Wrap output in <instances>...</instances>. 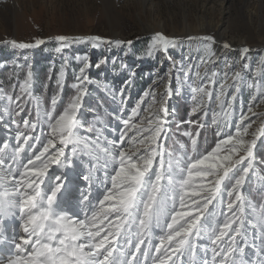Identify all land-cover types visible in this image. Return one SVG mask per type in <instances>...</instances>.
Segmentation results:
<instances>
[{
	"label": "snow or ice",
	"instance_id": "obj_1",
	"mask_svg": "<svg viewBox=\"0 0 264 264\" xmlns=\"http://www.w3.org/2000/svg\"><path fill=\"white\" fill-rule=\"evenodd\" d=\"M50 39L59 44L57 51L77 44L97 49L102 45L131 47L134 43L99 35H57ZM187 39L203 46L208 59L201 63L210 62L215 38ZM182 42L156 32L146 54L167 56ZM45 43L42 37L30 42L0 40V44L19 49ZM223 46L230 47L228 43ZM79 59L75 95L58 115L64 67L57 74L60 91L51 98L50 108L42 109L33 98L31 70L19 85L20 93L36 100L34 119L18 121L16 117L25 111L23 97L3 94L6 103L0 109V122L8 118L15 125V136L13 143L5 140L0 144V245H10L6 252H0V264H264V178L258 201L243 191L257 173L258 164L264 171V160H257L255 154L257 140L264 136V111L256 110L264 106V61L255 69L259 80L254 77L250 82L244 76L248 63L231 76L225 72L215 96L217 73L201 76L196 68L194 78L206 83L189 84L190 112L207 116L209 104L215 105L211 123L216 126L217 140L210 150L202 152L198 139L199 129L205 128L203 120L187 121L197 129L184 133L188 144L166 146L174 123L168 119L174 113L166 106L167 97L173 94L167 86L160 93L155 88L145 91L130 109L126 88L118 92L108 88L120 97L121 115L115 119L123 130L117 139H109L104 127H86L81 108L91 83L88 70L109 61L103 58L93 65L87 56ZM112 63L115 67L116 61ZM119 68L128 70V65L121 62ZM180 71L183 81L178 82L187 83L192 69L182 65ZM245 86L255 94L246 109L241 103L236 113L239 93ZM145 98L150 99L142 108ZM125 109L127 114L123 115ZM37 128L40 134H34ZM82 130L94 135H83ZM78 167L87 172L85 181L102 171L103 192L93 203L90 193L81 190L78 207L73 210L62 206L58 194L68 192L73 183L70 173ZM16 219L20 232L13 229L9 241L5 222Z\"/></svg>",
	"mask_w": 264,
	"mask_h": 264
},
{
	"label": "rangeland",
	"instance_id": "obj_2",
	"mask_svg": "<svg viewBox=\"0 0 264 264\" xmlns=\"http://www.w3.org/2000/svg\"><path fill=\"white\" fill-rule=\"evenodd\" d=\"M143 1L147 2L146 0H0V40L18 39L30 42L35 38H46L45 44L33 49H19L0 44V109L6 103L2 98L4 93L23 97L25 111L16 117L18 121L35 118L36 100L33 98L39 100L42 109L50 108L51 98L60 91L57 84L52 85V66L58 64L59 68L62 66L69 72L60 93L61 99L57 104L55 114L58 115L66 107L71 97L75 95L73 85L77 82L76 77L81 66L79 58L87 56L93 65L100 59L107 58L108 63L99 68L92 67L88 70L91 83L87 85L88 94L83 98L81 108L86 127L89 125L96 128L104 127V135L109 139H117L119 132L123 130L122 125L115 119L116 115H121L120 97L119 95L114 96L107 90L108 88L115 89L117 92L121 88H126L130 97L127 101V108L130 109L140 100L145 91L155 88V91L160 93L167 86L172 89L173 94L167 97L166 106L170 112L174 113L168 119L174 123L170 125V139L166 141V146L178 147L177 142L188 144L189 139L184 133L186 131L195 132L197 129L195 126H189L187 121L203 120L205 128L199 129L201 135L198 139V148L200 147L199 150L202 152L210 150L217 140L216 126L211 123L212 109L215 105L209 104L207 116L202 113L192 114L190 112L193 101L189 84L195 86L206 83V80H199L197 83L194 78H189L187 83L178 82L183 81V72L180 71V68L182 65L186 66L187 58L193 59L192 74L201 65V61L207 58L203 46L199 47L198 51L173 47L167 56L148 57L146 49L154 34L152 32L154 29H162L166 35L172 32L186 33L188 30H184L185 20L196 28L201 22L214 23L221 19L226 21L225 26L229 30L228 39L232 38L235 41L244 39L252 45H254L252 40H255L259 44H264V0H152L153 10H147V12L140 7ZM21 19L27 20L30 27H19ZM211 33L212 36H216L215 33ZM57 35H99L105 38L132 40L134 43L131 47L102 45L97 49H93L87 44H77L57 51L59 44L50 39ZM260 54L261 51H257L254 53L252 61L244 58L239 64L237 58L233 63V71H229V76L234 71H240L242 66L248 63L250 67L244 71V76L250 82L254 77L259 80L255 69ZM73 58L76 59L74 64H72ZM113 60L116 61L115 67L112 63ZM121 62L128 65V70L119 68ZM224 67L222 65L218 71H214L217 73V83L213 85L214 96L218 90V84L222 82L225 73ZM29 70L33 73V98L27 97L19 90V85L26 78ZM41 76L44 82L39 81ZM161 78H165L163 83L160 82ZM2 80H4V84H2ZM154 81L157 83L154 84ZM7 82L10 85L9 88H5ZM39 82L40 85L37 84ZM231 92L232 90L229 89V95ZM254 94L252 89L246 86L242 87L235 112H239L241 103L245 105L246 109V105ZM149 99L145 98L142 108L147 106ZM12 108L16 110L14 105ZM216 110L218 111V109ZM256 110L264 111V106H260ZM126 114L127 109L123 115ZM235 122L234 116L233 125ZM47 131L45 127V135H47ZM207 131L213 132L214 136H206ZM34 134H40V129L37 128ZM81 134L94 135L87 133L86 130H82ZM203 134L205 136L201 139ZM14 136L15 125L5 118L3 122H0V144L5 140H8L10 144L13 143ZM255 154L257 160H264V136L257 140ZM55 168V165L50 168L49 173H53ZM260 169L261 166L258 164L257 173L243 189L245 193L251 195L253 200L257 201L260 197L258 191L260 180L264 178V171ZM84 175H87V172L79 167L70 173L73 183L69 190L72 191L74 198L80 195L81 190L86 194L90 193L89 196L96 200L102 198L103 187L100 181L104 178L103 172L97 171L93 176V188L101 187L97 191L98 193L84 190L83 186L86 183L83 179ZM63 195L62 190L58 197ZM9 228L12 229L11 226Z\"/></svg>",
	"mask_w": 264,
	"mask_h": 264
},
{
	"label": "bare ground",
	"instance_id": "obj_3",
	"mask_svg": "<svg viewBox=\"0 0 264 264\" xmlns=\"http://www.w3.org/2000/svg\"><path fill=\"white\" fill-rule=\"evenodd\" d=\"M146 1H147L146 3H145V1H143L141 3L140 7L143 8L144 11H146V12H147V10H153L152 0H146ZM222 16H224V15H222ZM184 25H185L184 30H188L186 33L172 32L168 35L169 37H176V38H179L180 40L183 41L178 46H176L177 48H180V49L189 48L190 50L193 49V50L198 51V49H200L199 47H201L202 45L196 40H188L187 39L188 37L207 36V35H211L212 34L211 32L215 33V35H216V36H213L215 38V41H216V43L213 45L214 55L211 57L210 62L204 63V64L201 63V65H199V70H200L201 76H203L205 72H207L209 74L211 72L218 71V69L220 67H222V65L225 66L223 70L227 73H230L231 70L233 69V63L236 62L237 58H238V64L244 58H247V60L252 61L254 53L257 51H261L259 61H264V44H259V43L255 42V40H252V41H254V43H253L254 45H252V44H248L246 42V40L244 41V39H240L239 41H235V39H232V38L228 39L227 34H228L229 30H228V27L225 26L226 21H224V20L220 19L219 22L217 20L214 23L210 22L207 24H205V22H201L197 25L196 28H195V26H192V24L189 23L187 20H185ZM25 26L30 27L29 22L25 19H21V21H19V27H25ZM198 27H200V28H198ZM149 32H152V31H149ZM156 32H163V31H162V29H156V30L154 29V31L152 33H156ZM178 35H183V36H178ZM16 40L19 42L21 41L18 39H16ZM225 43H228L230 45V47L225 48L223 46ZM245 47L250 49V51L248 53H244L242 51V49ZM207 59H208V57L204 60H207ZM186 60H188V63L186 64L185 68H191L192 69L194 66L193 59L187 58ZM189 78H194V74H192V71L189 73ZM195 80L197 83L199 82V80H197V79H195ZM93 178L91 179V181H86V183L84 184L83 188L85 191L91 190L94 193V192H97L101 188V187L100 188H95V187L93 188V181H94ZM87 194H88V192H87ZM74 197L75 196L72 195L71 190H68V192H66V193L64 192V195L61 197L62 198V206L71 207L73 210H76L78 207L80 195L77 196V198H74ZM89 199L92 200L93 203H96V201H97L92 196H89ZM16 225L19 227V220L18 219L5 222L6 236H7L9 241L11 240V237H12V236L10 237V228L9 227L11 226L12 233H13V229ZM16 232L19 233L20 228H18V230H16ZM156 234L159 235V231L158 232L156 231ZM154 243H155V241H154ZM200 243H204V241H201ZM9 247H10V245L8 243H5L4 245H0V252H6ZM246 251H250V250L247 249Z\"/></svg>",
	"mask_w": 264,
	"mask_h": 264
},
{
	"label": "trees",
	"instance_id": "obj_4",
	"mask_svg": "<svg viewBox=\"0 0 264 264\" xmlns=\"http://www.w3.org/2000/svg\"><path fill=\"white\" fill-rule=\"evenodd\" d=\"M75 61H76V59L73 58V59H72V64H74ZM60 67H62V66H60ZM46 70H48V69H46ZM59 70H60V68H59V65H58V64H54V66H52V73H53V78H52L53 82H52V85H53V86L56 85V78H57V74H58ZM65 73H66V75H65V80H66L67 77L69 76V72H68L67 68H65ZM36 75H37V74H36ZM39 81L44 82L42 76H41V78L39 79ZM3 82H4V80H2V84H4ZM64 82H65V81H64ZM37 84L40 85V82L37 83ZM9 87H10V85H9L8 82H7V83L5 84V88H9ZM209 135H212V137L214 136L213 132H211V131H207V132H206V136H209ZM203 136H205V134H203V135L201 136V139L204 138ZM199 146H200V145H199ZM199 148H200V147H199Z\"/></svg>",
	"mask_w": 264,
	"mask_h": 264
}]
</instances>
